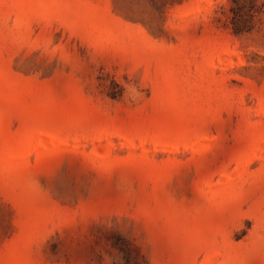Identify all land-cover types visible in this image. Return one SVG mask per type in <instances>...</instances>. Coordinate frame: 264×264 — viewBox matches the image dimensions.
<instances>
[{
  "label": "rangeland",
  "instance_id": "374dc122",
  "mask_svg": "<svg viewBox=\"0 0 264 264\" xmlns=\"http://www.w3.org/2000/svg\"><path fill=\"white\" fill-rule=\"evenodd\" d=\"M0 264H264V0H0Z\"/></svg>",
  "mask_w": 264,
  "mask_h": 264
}]
</instances>
